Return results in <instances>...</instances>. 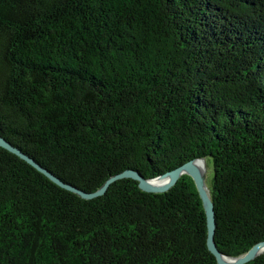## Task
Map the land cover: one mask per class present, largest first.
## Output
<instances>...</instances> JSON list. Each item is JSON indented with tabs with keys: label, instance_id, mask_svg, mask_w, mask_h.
<instances>
[{
	"label": "trees",
	"instance_id": "16d2710c",
	"mask_svg": "<svg viewBox=\"0 0 264 264\" xmlns=\"http://www.w3.org/2000/svg\"><path fill=\"white\" fill-rule=\"evenodd\" d=\"M0 135L85 193L207 159L215 242L245 254L264 242V0H0ZM0 264L218 263L190 177L83 200L0 147Z\"/></svg>",
	"mask_w": 264,
	"mask_h": 264
},
{
	"label": "water",
	"instance_id": "95a60500",
	"mask_svg": "<svg viewBox=\"0 0 264 264\" xmlns=\"http://www.w3.org/2000/svg\"><path fill=\"white\" fill-rule=\"evenodd\" d=\"M0 147L7 150L8 152L18 156L22 160L26 161L29 165L34 167L37 171L47 177L51 182H53L58 187L67 190L83 200H93L102 197L106 194L109 187L120 180L132 179L139 183V187L142 191L146 193L153 194H163L174 188L177 182L183 177L188 176L192 179L195 187L198 191L199 197L203 203L205 210L206 220H207V247L210 253L216 258L218 264H248L261 255L264 254V242H260L253 246L249 251L239 257H229L223 254L215 242V234L217 229L215 204L211 196V182L213 178L212 171L210 172L208 178L205 176L201 168L199 167V162H205L208 165L207 159L198 158L191 160L184 165L174 169L173 171L158 177L156 179L146 180L138 172L127 170L121 174L109 178L103 186L93 193H85L80 189L66 184L61 179L53 175L51 172L40 166L35 160L24 154L19 148L13 146L8 140L0 135ZM209 168V166H208ZM210 173L212 176L210 178ZM210 179V180H209ZM207 184L210 186V193L207 192Z\"/></svg>",
	"mask_w": 264,
	"mask_h": 264
},
{
	"label": "bare ground",
	"instance_id": "6f19581e",
	"mask_svg": "<svg viewBox=\"0 0 264 264\" xmlns=\"http://www.w3.org/2000/svg\"><path fill=\"white\" fill-rule=\"evenodd\" d=\"M198 165L201 168V170L203 171V173L205 174V176L208 178L209 168L207 166V163L201 161L198 163ZM207 192L210 193V188H209L208 184H207Z\"/></svg>",
	"mask_w": 264,
	"mask_h": 264
},
{
	"label": "rangeland",
	"instance_id": "374dc122",
	"mask_svg": "<svg viewBox=\"0 0 264 264\" xmlns=\"http://www.w3.org/2000/svg\"><path fill=\"white\" fill-rule=\"evenodd\" d=\"M210 172H211V170H210ZM211 176H212V173H210V178H211ZM210 180V179H209ZM210 182H211V180H210Z\"/></svg>",
	"mask_w": 264,
	"mask_h": 264
}]
</instances>
